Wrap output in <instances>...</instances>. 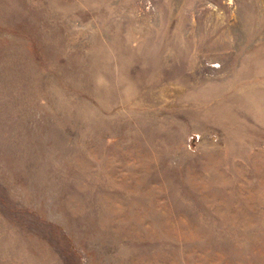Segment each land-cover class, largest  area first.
<instances>
[{
  "label": "rangeland",
  "instance_id": "rangeland-1",
  "mask_svg": "<svg viewBox=\"0 0 264 264\" xmlns=\"http://www.w3.org/2000/svg\"><path fill=\"white\" fill-rule=\"evenodd\" d=\"M0 264H264V0H0Z\"/></svg>",
  "mask_w": 264,
  "mask_h": 264
}]
</instances>
